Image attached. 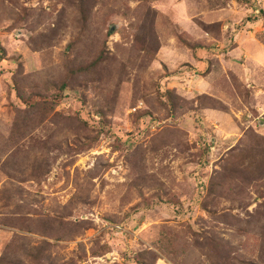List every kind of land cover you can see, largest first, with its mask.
<instances>
[{"label": "rangeland", "instance_id": "obj_1", "mask_svg": "<svg viewBox=\"0 0 264 264\" xmlns=\"http://www.w3.org/2000/svg\"><path fill=\"white\" fill-rule=\"evenodd\" d=\"M255 41L264 0H0V264H264Z\"/></svg>", "mask_w": 264, "mask_h": 264}, {"label": "crops", "instance_id": "obj_2", "mask_svg": "<svg viewBox=\"0 0 264 264\" xmlns=\"http://www.w3.org/2000/svg\"><path fill=\"white\" fill-rule=\"evenodd\" d=\"M256 43H251V46H253L251 48L247 47L245 48L244 45L240 46L235 49L232 50L231 52H228V58L227 61L224 63L226 64L225 66L227 67H231L234 64H237L236 61L239 60H244L243 63L240 65H238V72H237V76L239 77V79L243 82H250L249 86L252 88L253 84L256 85L257 89H252L253 91V100L256 101L258 100V102H254L252 101V103H256V107L258 108V110H263L264 109V46L261 45L258 41H255ZM235 73V72H234ZM236 74V73H235ZM229 75L228 73L225 71V75L224 78H227V80L229 79ZM196 81L195 80H191L189 81V84H195ZM200 85L201 89L200 92L202 93H208L211 94V92L214 91V88H212V84L210 82H204V86L201 87L202 83L197 82ZM186 84H188V82H186ZM201 93V94H202ZM261 96V97H260ZM259 97L261 99V102L259 103ZM259 106V107H258ZM212 117H214V119H219L221 121L224 120V118L222 116L216 115V114H212Z\"/></svg>", "mask_w": 264, "mask_h": 264}, {"label": "trees", "instance_id": "obj_3", "mask_svg": "<svg viewBox=\"0 0 264 264\" xmlns=\"http://www.w3.org/2000/svg\"><path fill=\"white\" fill-rule=\"evenodd\" d=\"M0 52L2 53L3 52V49L1 48L0 46ZM0 60H2V57L0 56ZM66 86L64 84H62L60 87H59V92L62 94V92L66 89L65 88ZM40 100L42 101H45L46 99L45 98H39Z\"/></svg>", "mask_w": 264, "mask_h": 264}]
</instances>
